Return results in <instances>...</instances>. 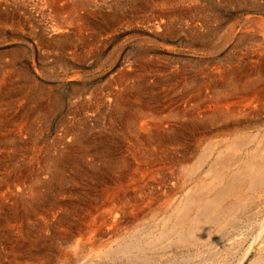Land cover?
Returning a JSON list of instances; mask_svg holds the SVG:
<instances>
[{
  "label": "rangeland",
  "instance_id": "374dc122",
  "mask_svg": "<svg viewBox=\"0 0 264 264\" xmlns=\"http://www.w3.org/2000/svg\"><path fill=\"white\" fill-rule=\"evenodd\" d=\"M25 1L0 0V80H4L0 82L3 90L0 99L4 100L0 104L4 120L1 131L7 135L6 144H9L0 145V185L11 180L10 175L16 169L26 181L34 178L46 181L49 178L48 159L60 152L66 154L61 163L64 182L61 181L59 188L49 185L41 187L42 194L39 195L36 212L32 216L27 215L22 224V221L15 220L3 224L0 222V264H145L153 256L158 257V262L150 261L146 264H202L200 260L206 254L204 251L196 259L191 257L192 261L180 262L185 252L163 247L167 244L165 240L156 244L155 251H147L144 258L143 254L136 255L138 252L134 249L130 257L119 254L101 255L102 250L113 247L118 240L137 236L144 243L152 237L151 233L157 234L162 218L169 212V205L183 192L179 191L180 184L184 182L177 173L176 166L178 160L188 156L189 147L195 144L193 139L196 137V129L191 133L186 127H183L185 135L180 141L168 142L166 145L160 137L158 141H153L134 139L129 133L122 134L123 131L115 123V113L111 110L108 92L119 87L117 73L128 69L134 78L139 76L143 79L150 88L148 91L156 97L154 100L156 99L155 104L158 106L169 104L174 109L193 107L189 87L200 83L202 87L203 81L210 77L218 78L219 72L231 64L245 67L264 64V34L258 27L259 22L264 21V0H144L146 7H138L134 11L131 7L133 0H110L112 3L109 0H85L84 7L79 6L80 11L78 8L74 10L68 7L70 0L68 3L67 0H62L65 3L61 0ZM99 1L103 3L100 4ZM112 4L114 7H111ZM95 5L97 6L93 7ZM61 10L67 16L62 13L64 17H59ZM46 18L49 20L46 21ZM54 19L57 21L54 22ZM42 21L50 25L46 27ZM111 21L112 24H109ZM156 23L158 26H155ZM51 24L60 25L63 30L54 32ZM95 25L98 29L94 32ZM78 26H84L80 33L84 35L86 32L85 37L75 32ZM87 38L88 41L91 39L89 43ZM65 41L68 45L75 43L76 49H59ZM81 42L88 44L89 49L82 51L79 47ZM139 49L145 51L141 59L136 56ZM61 51L64 53H60ZM25 74L36 84V88H49L58 97L45 116L39 118L36 115V101L16 99L15 95L8 93L10 89H22ZM177 81L180 83H175ZM125 84L122 85L129 88L130 83L127 81ZM45 100L41 98L39 102L45 104ZM163 106L158 108L159 112ZM109 111L113 117L110 124L103 118ZM30 112L31 115H28ZM162 112L165 114L167 111L162 109L159 114L164 115ZM18 118L25 121L29 119L30 123L20 133L17 130ZM176 120L172 117L168 120L173 129L180 126V120ZM110 125L113 129H110ZM66 130L70 133H64ZM72 131L80 134L83 146L73 141ZM213 134L215 133L211 135ZM135 146L140 148L139 153L133 150ZM47 147L51 149V156L46 155ZM105 148H109L108 154ZM93 152L97 154L93 155ZM102 156L116 158L115 167L104 168ZM89 162L94 166H90ZM185 183L190 184L188 181ZM113 194H116L117 200L112 198ZM7 196L3 199V205H0V218L3 215L12 216L16 208L20 209L11 204L13 196ZM261 210L263 217L264 208ZM60 217H64V220ZM245 228L246 226L243 227ZM253 229L255 231L254 226ZM253 229H247L248 235ZM78 240L84 242L82 248L74 246V242ZM202 250L203 248H199V251Z\"/></svg>",
  "mask_w": 264,
  "mask_h": 264
},
{
  "label": "bare ground",
  "instance_id": "6f19581e",
  "mask_svg": "<svg viewBox=\"0 0 264 264\" xmlns=\"http://www.w3.org/2000/svg\"><path fill=\"white\" fill-rule=\"evenodd\" d=\"M23 1L26 2L25 0H23ZM106 1H108V0H106ZM37 2H39V1H37ZM51 2H52V0H51ZM62 2H64V1H62ZM68 2L69 1L67 0V3ZM92 2L93 1H91V3ZM101 2H100V4H101ZM110 3H112V2L110 1ZM132 3H133V5H131V7H132L133 11L135 9H138V7L145 8L146 4H147L144 2V0H141V1L140 0H133V1H131V4ZM18 4H20V2ZM57 4H59V5L61 4L62 7L64 5V4L62 5V3H57ZM84 4H85V0H70V2L68 3V7L72 8V9H74V8L79 9V6L84 7ZM87 4H89V3H87ZM44 5H46V4H44ZM47 5L51 6L49 4H47ZM114 5H115V3H114ZM118 5H119V3H118ZM32 6H33V4H32ZM96 6L97 5H95L93 7H96ZM112 6H113V4L111 5V7ZM42 7H43V5H42ZM14 8H17V7H14ZM54 8H52V9L55 10ZM58 8H60V7H58ZM109 8H110V4H109ZM24 9H26V7ZM65 9L67 10V8H65ZM80 9H79V11H80ZM90 9H92V8H90ZM262 9L264 10V7ZM56 10L58 11V9H56ZM74 10H76V9H74ZM85 10H86V8H85ZM97 10H95V11H97ZM37 11L39 12V10H37ZM90 12H92V11H90ZM113 12H117V11H113ZM31 13H33V12H31ZM59 13H60V11H59ZM62 13L63 12L61 10V13H60L61 16H59V17H64V16H62ZM68 13L74 14V12H68ZM106 13H108V12H106ZM38 14L40 15V12ZM65 14L63 13V15H65ZM73 14H71V16ZM94 15L96 16V14H94ZM119 15H120V13H119ZM48 16H49V13H48ZM51 16H52V14H51ZM66 16H67V14H66ZM66 16H65V18H66ZM98 16H99V14H98ZM6 17H8V16H6ZM16 17H17V15H16ZM68 17H70V16H68ZM68 17H67V19H68ZM19 19H20V17H19ZM47 19L49 20V18H46V21H48ZM51 19H53V17H51ZM59 19L62 20V18H59ZM67 19H66V22H68ZM63 20H65V19H63ZM55 21H57V19H54V22ZM93 21H94V19H93ZM2 22H4V21H2ZM50 22H51V20H50ZM92 22L90 23L92 25L95 22H96V25L98 23L97 20L93 23ZM200 22H202V21H200ZM13 23H14V20H13ZM64 23H65V21H64ZM68 23H70V22H68ZM259 23L260 24H258V27L263 32L262 34H264V21H261ZM14 24H11V26ZM43 24L44 25L46 24L45 25L46 27H48L50 25V23H44V22H43ZM52 24H51V30L52 31L58 33V32L63 30V28H61L60 25L59 26H56V25L52 26ZM62 24L63 23H61V25ZM73 24H76V23H72V25ZM109 24H112V21ZM3 25H4V23H3ZM96 25L94 26V29H93L94 32L97 31V29H98V26H96ZM11 26H10V28H12ZM74 26L76 27L77 24ZM103 26H104V24H103ZM155 26H158V24L156 23ZM16 27H18V26H16ZM83 27L78 26L76 28L75 32L79 36L81 34L80 32L84 29ZM43 29H41V30L43 31ZM88 30H90V29H88ZM52 31H51V33H52ZM70 33H72V32H70ZM83 33H84V31H83ZM85 34H86V32H85ZM57 35H54V36H57ZM84 35H82V36H84ZM49 36L50 35H48V37ZM67 36L68 35H66V37ZM94 36H95V33H94ZM61 37H63V36H61ZM63 38H60V39H63ZM83 38H80V39H83ZM94 38H96V37H94ZM201 38H203V36ZM90 40L91 39H89V41H88V38H87L88 43L90 42ZM92 40H93V38H92ZM41 41L42 40H40V42H39L40 45H41ZM71 41H72V39H71ZM94 42H96V41H94ZM49 43L50 42H48L47 45H49ZM42 44H44V43H42ZM75 45H76L75 43L68 45L67 41H65V42L61 43V46L59 47V49H61V50H67V49H71V48L76 49ZM55 47H56V45H55ZM79 47L82 49V51L85 49H89L88 44L85 45L84 43H82V45H79ZM90 47H91V45H90ZM45 48H43V49H45ZM57 48H58V46H57ZM62 52L63 51H61L60 53H62ZM69 52H71V51H69ZM77 52L79 53V51H76V53ZM56 53H58V52H56ZM73 53H75V50ZM144 53H145L144 49H139L137 54L136 53L135 54H136L138 59H141V58H143ZM262 64H260L261 66L260 65L257 66V64H256L257 67H255V66L245 67V66L239 65V64H231L229 67L225 66V68L222 71L220 70L221 72H219L220 74H219L218 78L210 77L207 79V81L205 80L206 82L203 81V83H202L203 88L201 87V83L200 84H194L192 87H189L190 88L189 94H191L189 96H190L191 100L193 101V107L192 106L191 107L183 106V107H178V109H174L169 104H166L165 106L160 105V106H163V107H161L162 109L167 111L165 114H164L165 111L162 112L164 115L159 114L162 111V109L159 112L158 108L160 106L155 104L156 99L154 100V98H156V97H154L153 94H151L150 91H148L150 88L146 86L145 82L143 81V79L141 77L136 76V78H134L133 77L134 75H132V73H130V71H128V69L122 70V71L117 73L118 77H119V79L117 80L119 87L117 86V88L113 89L112 91H109L108 94L110 95L109 97H111V101L109 100L110 104L112 103L111 110L113 109L115 116L117 117V118H115V116H114L115 123L118 124L119 130L123 131L122 134L129 133L130 136L134 139H140L141 138V139L153 140V141H158L157 139H159V137H160L162 140V143H164L166 145V143H168V142H175V141L179 140L182 136L184 137L185 134H184L183 127H186L188 129V131H190L191 133H193V130L196 129V135H195L196 137L193 139V140H195V144L192 147H189V150H188V156L189 157L188 156L182 157L183 159H181L180 161L178 160V162H177L178 165L176 166V167H178L177 173H179L182 181L184 182V184H180L181 189L179 191H183V192H182L181 196L179 195L180 197H178L175 202H173L171 205H169V212L166 216H164L162 218L160 230L158 229L157 234L154 235L152 233L150 234V232H149L150 236H152V237L149 240L147 239L148 241H146L144 243L141 242V240L137 236H134V237L132 236V238L128 239V240L126 238L122 239V240H118L115 242V245L113 247H110L109 249H106L104 251L102 250L101 255L114 256V255L119 254V255L126 256V257H130L131 256L130 253L134 249L138 252L136 255L139 256V255L143 254L142 257L144 258L146 256L147 251H152V252L155 251L156 250L155 249L156 244L158 242H161L162 240H165L167 244L163 245V247L167 246L170 248H176V249H179V250H182L183 252H185L184 253L185 255L183 254L184 258L182 257L183 259H182V261L180 260V262H184V261H188V260L192 261L193 259H191V257L196 259L197 257L200 256V253L204 251L206 254L203 257L201 256L202 258L200 260L202 262V264H244V263L245 264H264V216L262 217V214H261V212H262L261 209L264 208L263 207L264 206L263 205L264 204L263 203V200H264V64L263 65ZM11 66H13V65H11ZM10 75H11V72H10ZM10 75L8 74V76H10ZM2 79H4V77H2ZM23 79L25 80L24 81L25 85L24 86L22 85V89H19V90H14V89L11 90L10 89L8 91V93L11 92L12 95H15L16 99L25 98L27 100L32 99L31 101H36L37 103L34 102L35 103L34 109L36 111V115H38L39 118L42 116H45V114L48 113V112L46 113V111H48L52 107L51 104L53 103L54 100L56 103V100L58 97L55 95V93L51 92V90L49 88H47V89L44 87L38 88V86H37V88H38L37 89L36 84H33L31 82L32 80H30L31 78L28 79V76L26 74L23 76ZM1 81L3 82L4 80H0V82ZM127 81H128V83H130L129 85L127 84L129 88H125L122 85L123 83L125 84V82H127ZM175 83L179 84L180 81H177ZM2 91L3 90L1 89V86H0V93ZM184 92H185V90H184ZM187 94H188V92H187ZM37 97H39V98H37ZM41 98L46 99L45 104H42L39 102V99H41ZM105 99L106 98H104V100ZM108 99H110V98H108ZM104 100L100 99V101H102V102H104ZM3 101L4 100L0 99V104ZM200 103H201V105H200ZM40 106H41V108H39ZM108 109H110V108H108ZM31 112L28 115H31ZM170 117H172L174 119L176 118L178 120V122L180 120V126L178 129L171 128V124L168 121ZM103 118H104V120L107 119L108 124L113 122L112 121L113 117H112L110 111L107 112L103 116ZM28 120L25 121V120H22V118L21 119L18 118L17 122H18L19 126L17 127V130L19 133L21 130L25 129L24 127H26V125H28V124L30 125ZM177 120H176V122H177ZM181 120H183V121L181 122ZM3 123H4V120L2 118V112H0V143H1L0 145H2V146L6 145L7 146V145H9V144H6L7 135L3 134L1 131L2 130L1 127H2ZM163 123H166V125ZM116 124H115V127H116ZM172 126H174V124ZM79 128H77V129H79ZM202 128H204V130H202ZM77 129H76V131H78ZM110 129H113L112 125H110ZM67 132H68V130H66V132H64V133H67ZM69 133L70 132H68L67 134H69ZM71 133L73 136V137L71 136L73 138V141L77 142L79 144V146H83L80 143V141L83 140L80 138V134L75 133V131L74 132L72 131ZM212 133H215V134L211 135ZM85 139H87V137ZM101 139H103V137ZM89 142H90V140H89ZM135 143H137V142H135ZM157 143H159V142H157ZM157 143L155 145H157ZM84 144H86V143H84ZM10 145H11V143H10ZM75 145H76V143H75ZM132 145L134 146V143ZM17 146H18V144H17ZM141 146H142V144H141ZM158 146H159V144H158ZM106 148H107V146H106ZM106 148L104 150L107 153V151H109V148L108 149H106ZM144 148H146V147H144ZM139 149L140 148H138V146L133 147V150L135 152H138V153H139ZM104 150H102V151H104ZM45 151L47 152L46 155L51 156V153H50L51 149L50 148H48V149L45 148ZM92 154L96 155L97 152H93ZM101 155H102V152H101ZM111 156H112V154H111ZM41 157H42V155H41ZM65 157H66V154L63 152L58 153L56 156L49 157V159H48V160H50L48 162L49 168H47L48 173H49V178L46 181L45 180L43 181V180L38 179V178H36V179L34 178L35 180L33 179L32 181L31 180L26 181L21 176L23 174L17 172V169H16L14 171V174L10 175L11 180H6L4 182V184L2 183L3 185H0V192H1V194H0V205L3 202V199H5V197H8L7 195H9V196L11 195V198L13 196V198L11 199L12 203L11 202H9V203L15 205L16 207L18 206L21 209V211H19L20 209L17 210V208H16L15 211L12 212V216L2 214L3 217L0 218V222L2 224H3V222H9V220H11V221L15 220L17 222H21L24 218H26L27 215L32 216L36 212V208L39 205L38 204L39 195L42 194L41 193L42 191L40 190L41 187H45L48 185L52 188H59L60 187V185H61L60 183H61V181H63V172H62L63 168L61 167V163H62V160L64 161ZM102 157L104 158V159H102V161H103L102 163H103L104 168L108 169L109 167L110 168L115 167L116 158L114 159L112 157H108V158H106L104 156H102ZM118 157L120 158V156H118ZM190 158H192V159L190 160ZM31 160H33V159H31ZM117 160H118V158H117ZM12 162H13V160H12ZM34 162L35 161H33V163ZM91 163L89 162L90 166L93 165ZM6 165H8V164H6ZM13 168H14V165H13ZM32 168L34 169V167H32ZM119 170H121V169H119ZM30 171H31V169H30ZM33 171H35V170H33ZM22 173H24V172H22ZM134 173H132V175ZM76 174H77V172H76ZM34 175H35V173H34ZM128 176H130V174ZM36 177H37V174H36ZM9 179H10V177H9ZM187 181L190 182V184L185 183ZM5 193H7V194L5 195ZM102 194H104V192H102ZM115 196H116V194H113L112 198L114 200H117V199H115L116 198ZM3 203H2V205H3ZM7 203H8V200H7ZM260 205H263L262 208L260 207ZM11 209H13V207ZM160 211H161V209H160ZM98 213H100L102 215L101 212H97V214ZM157 213H158V211H157ZM165 213H167V212H165ZM7 214H8V212H7ZM88 215H89V213H88ZM60 218L64 220V217L63 218L60 217ZM93 218L94 217H92V219ZM110 219H111V217H110ZM22 223H23V221L21 222V224ZM244 226H246L245 229H243ZM253 226L255 228V231L253 229ZM249 228H252L254 231V233H252L251 235H250V233L253 231L249 232V235L247 233V229H249ZM22 230H24V229H22ZM245 230H246V232H244ZM20 231H21V229H20ZM26 233H28V232H26ZM0 239H1V237H0ZM245 242H247V243H245ZM83 243L84 242L78 240V242H74V246L82 248L84 246ZM157 246H159V245H157ZM199 248H203V250L199 251ZM72 249H73V247H72ZM63 253H66V252H63ZM97 253H100V251H97ZM175 253L176 252H174V254ZM251 253H254V254L249 259ZM72 255H74V254H72ZM61 256H63V255H61ZM133 257H134V255H133ZM157 258L155 256H153L151 258V260L149 259L145 262L146 263H148V262L150 263V261H151V263L158 262L157 260H159V259H157ZM178 258L179 257H177V260H178ZM247 259H249V260L247 261ZM100 261H101V259H100ZM245 261H247V263ZM105 262H107V261H105ZM58 263H60V262H58ZM62 263H60V264H62ZM139 263H140V261H139Z\"/></svg>",
  "mask_w": 264,
  "mask_h": 264
}]
</instances>
